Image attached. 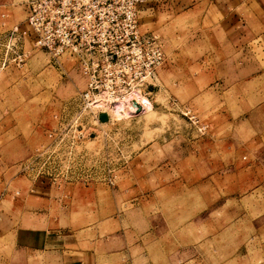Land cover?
Here are the masks:
<instances>
[{
  "label": "rangeland",
  "instance_id": "374dc122",
  "mask_svg": "<svg viewBox=\"0 0 264 264\" xmlns=\"http://www.w3.org/2000/svg\"><path fill=\"white\" fill-rule=\"evenodd\" d=\"M6 16L23 19V0H0ZM152 33L165 58L144 113L81 112L74 59L36 47L1 78L0 202L22 204L33 180L50 196L33 226L0 227V264H61L56 237L96 264H264V75L251 95L245 55L178 25Z\"/></svg>",
  "mask_w": 264,
  "mask_h": 264
},
{
  "label": "built area",
  "instance_id": "2783aa9c",
  "mask_svg": "<svg viewBox=\"0 0 264 264\" xmlns=\"http://www.w3.org/2000/svg\"><path fill=\"white\" fill-rule=\"evenodd\" d=\"M146 1L23 0L27 28L13 24L0 32V71L9 64L21 66L33 47L53 59L68 55L84 79L80 111L99 120L104 109L98 103L109 107L155 86L165 56L158 38L140 29L138 8Z\"/></svg>",
  "mask_w": 264,
  "mask_h": 264
},
{
  "label": "crops",
  "instance_id": "0c3cea01",
  "mask_svg": "<svg viewBox=\"0 0 264 264\" xmlns=\"http://www.w3.org/2000/svg\"><path fill=\"white\" fill-rule=\"evenodd\" d=\"M1 6L4 5L1 3ZM23 11L26 16L24 5ZM138 20L143 32L152 33L178 25V28L195 33L196 38L208 34L211 40L218 41L217 54L223 58L231 52L245 55L249 65L241 67L248 76L241 81V87H248L251 95L262 94L260 90L255 91V83L264 75V0H147L138 8ZM10 24H18L20 29L27 28L25 17L18 21L13 16L0 18V28L4 29ZM26 42L32 46L31 37H26ZM20 67L9 64L0 71L2 87L9 86L10 81L7 78L2 81L1 78H12L11 73ZM227 67L219 62L211 65L208 71L226 72ZM233 67L236 71L237 67ZM244 105L248 103L244 102ZM41 183L42 181L33 180L26 186V192H21V195L24 194L22 204L17 196H12L14 199L10 200L9 206L0 202V227L3 232L16 231L14 228L17 224L24 222L21 218L23 216L27 219L26 225L33 226L35 216L47 213L50 192L45 191ZM57 242V237L54 241L48 238L44 241V246H52L48 253L58 256V263L96 264V257L91 253H67L63 250L64 246L60 250ZM55 244L57 248H54Z\"/></svg>",
  "mask_w": 264,
  "mask_h": 264
},
{
  "label": "bare ground",
  "instance_id": "6f19581e",
  "mask_svg": "<svg viewBox=\"0 0 264 264\" xmlns=\"http://www.w3.org/2000/svg\"><path fill=\"white\" fill-rule=\"evenodd\" d=\"M138 106L140 107V113L147 112L152 107L151 101L147 95L141 91H135L130 96L121 98L109 105V110L105 109L103 111H106L105 113L107 114V119L103 122H107L114 117L120 118L122 116L127 117L131 114H135L138 111ZM96 107H103V104L98 103Z\"/></svg>",
  "mask_w": 264,
  "mask_h": 264
},
{
  "label": "water",
  "instance_id": "95a60500",
  "mask_svg": "<svg viewBox=\"0 0 264 264\" xmlns=\"http://www.w3.org/2000/svg\"><path fill=\"white\" fill-rule=\"evenodd\" d=\"M98 119L100 122H103L107 119V114L105 112H100L98 115Z\"/></svg>",
  "mask_w": 264,
  "mask_h": 264
}]
</instances>
